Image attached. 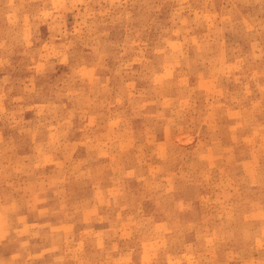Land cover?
Segmentation results:
<instances>
[{"label":"rangeland","instance_id":"rangeland-1","mask_svg":"<svg viewBox=\"0 0 264 264\" xmlns=\"http://www.w3.org/2000/svg\"><path fill=\"white\" fill-rule=\"evenodd\" d=\"M95 262L264 264V0H0V264Z\"/></svg>","mask_w":264,"mask_h":264},{"label":"crops","instance_id":"crops-1","mask_svg":"<svg viewBox=\"0 0 264 264\" xmlns=\"http://www.w3.org/2000/svg\"><path fill=\"white\" fill-rule=\"evenodd\" d=\"M4 204H5L6 207L9 205V204H8V205L6 204V200H5ZM10 205H14V202L12 201V202L10 203ZM94 264H97V262H95Z\"/></svg>","mask_w":264,"mask_h":264}]
</instances>
